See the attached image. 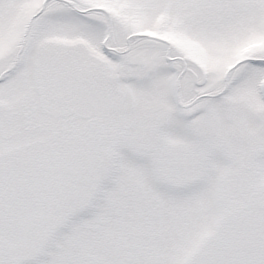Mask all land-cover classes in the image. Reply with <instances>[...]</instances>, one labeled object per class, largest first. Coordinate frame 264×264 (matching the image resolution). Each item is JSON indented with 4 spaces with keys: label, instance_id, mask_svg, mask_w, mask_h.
I'll return each instance as SVG.
<instances>
[{
    "label": "snow or ice",
    "instance_id": "6c2138e0",
    "mask_svg": "<svg viewBox=\"0 0 264 264\" xmlns=\"http://www.w3.org/2000/svg\"><path fill=\"white\" fill-rule=\"evenodd\" d=\"M0 264H264V0H0Z\"/></svg>",
    "mask_w": 264,
    "mask_h": 264
}]
</instances>
